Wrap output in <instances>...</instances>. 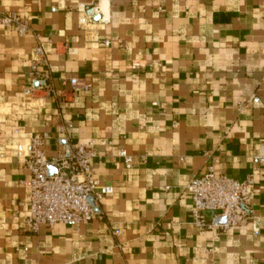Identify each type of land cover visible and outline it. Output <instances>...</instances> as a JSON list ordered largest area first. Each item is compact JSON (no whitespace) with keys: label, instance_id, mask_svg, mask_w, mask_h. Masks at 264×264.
I'll return each mask as SVG.
<instances>
[{"label":"crops","instance_id":"crops-1","mask_svg":"<svg viewBox=\"0 0 264 264\" xmlns=\"http://www.w3.org/2000/svg\"><path fill=\"white\" fill-rule=\"evenodd\" d=\"M0 11L29 23L23 35L0 25V264H264L251 224L223 229L206 210L210 226H198L186 189L210 164L250 179L264 228V163L253 162L264 156V0H0ZM37 44L49 77L27 93ZM36 133L48 155L94 140L93 177L113 187L102 218L25 230Z\"/></svg>","mask_w":264,"mask_h":264},{"label":"built area","instance_id":"built-area-1","mask_svg":"<svg viewBox=\"0 0 264 264\" xmlns=\"http://www.w3.org/2000/svg\"><path fill=\"white\" fill-rule=\"evenodd\" d=\"M0 25L18 35L29 31L27 19L18 11H0ZM105 44L108 45L109 41H105ZM28 75L27 93L46 86L48 62L39 44L31 52ZM70 83L74 90L82 85L76 77L70 78ZM46 137L45 133L31 136L24 160L31 174L25 230L37 232L42 225L72 226L102 218V213L96 209L97 202L104 195L112 193L113 187L93 177L91 164L97 157L94 140L69 142L62 151L48 155L43 149ZM117 155L122 158L125 167H131L133 158L124 148H119ZM253 162L264 163V156H254ZM49 168L53 171L50 172ZM249 183L250 179L239 181L226 174H217L212 164L202 174L190 178L186 189L192 200L191 214L195 223L200 227L210 226L203 212L213 210L223 217V222L219 224L221 228L251 224L253 235L264 239V228L252 221Z\"/></svg>","mask_w":264,"mask_h":264},{"label":"water","instance_id":"water-1","mask_svg":"<svg viewBox=\"0 0 264 264\" xmlns=\"http://www.w3.org/2000/svg\"><path fill=\"white\" fill-rule=\"evenodd\" d=\"M49 171L51 172V171H53V169L52 168H49Z\"/></svg>","mask_w":264,"mask_h":264}]
</instances>
